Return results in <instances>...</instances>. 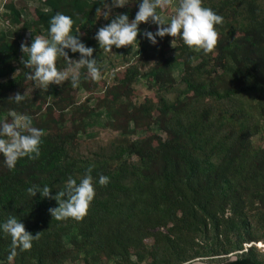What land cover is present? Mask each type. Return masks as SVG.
<instances>
[{"label":"trees","instance_id":"1","mask_svg":"<svg viewBox=\"0 0 264 264\" xmlns=\"http://www.w3.org/2000/svg\"><path fill=\"white\" fill-rule=\"evenodd\" d=\"M37 1L25 11L4 0L0 10V122L14 111L45 132L37 159L10 170L0 153V223L16 216L39 233L9 259L11 237L0 230V264H264V147L255 141L264 134V0H202L223 17L211 53L168 35L153 44L143 33L157 26L142 22L137 42L118 48L125 66L111 82L82 69L79 87L69 80L47 91L26 78L22 42L49 38L50 18L68 15L103 75L107 52L96 31L119 13L134 19L141 0L113 8L108 19L96 11L100 0ZM57 67L68 64L58 58ZM17 92L20 103L10 98ZM94 125L116 134L85 138ZM90 165L96 195L82 220L52 218L57 202L27 191L48 185L54 196Z\"/></svg>","mask_w":264,"mask_h":264},{"label":"clouds","instance_id":"2","mask_svg":"<svg viewBox=\"0 0 264 264\" xmlns=\"http://www.w3.org/2000/svg\"><path fill=\"white\" fill-rule=\"evenodd\" d=\"M102 8L97 12L108 19L113 8L124 7L129 0H100ZM175 7L174 14L169 20H165L159 10H167ZM103 9V10H102ZM151 23L157 26L155 33L145 30L143 35L155 44L156 37L168 35L180 38L189 48L200 50L205 54L211 53L217 46L219 33L217 25L223 23V17L212 8L203 6L202 0H142L138 4V10L134 19H129L126 13H119L110 19V22L101 26L95 33V39L99 47L105 52H112V47H127L137 42V35L141 23ZM73 19L63 13L57 12L49 20L48 37L35 36L31 44L24 42L20 50L24 54L20 62L29 71L26 78L36 85V88L47 91L50 85H61L71 81L74 88L81 82V70L87 69V77L92 81L102 79V73L96 58H93L94 49L86 46L78 34H72ZM79 53V59H71L68 51ZM27 57L26 59L24 57ZM58 58H63L68 67L59 70ZM16 103L25 99L24 93L19 92L10 96ZM11 120L0 122V153L3 154L4 163L8 169H14L18 160L27 157L37 159L40 156L43 129L33 126L32 118L28 115L17 114L12 111L9 114ZM94 165H90L80 178L79 183L71 176L68 177L63 188L54 196L50 195L51 188L48 185L42 188L33 185L27 189L33 197L37 192L42 197L54 199L57 207L49 208V213L56 220H82L88 213L91 202L96 192L91 172ZM99 184L106 186L109 177L99 176ZM0 230L11 237V252L9 259L17 254L16 250L27 251L32 248V242L38 239L39 233L33 235L25 229V226L16 216H9L0 223Z\"/></svg>","mask_w":264,"mask_h":264},{"label":"rangeland","instance_id":"3","mask_svg":"<svg viewBox=\"0 0 264 264\" xmlns=\"http://www.w3.org/2000/svg\"><path fill=\"white\" fill-rule=\"evenodd\" d=\"M15 3V5L18 8L21 9H25L32 11L34 6L36 4H38L37 0H11ZM4 2V0H0V10H1V5ZM142 2V0H141ZM177 4V2L174 0V5ZM175 12V7H169L166 11V13H162L160 14L166 21L170 19V17L174 14ZM0 26H2V22H0ZM28 35V34H27ZM133 53V50H132ZM106 54V68L107 71L102 75L103 80L106 81V83L111 82V73L116 71V70H122L124 68V60L122 59V55H121V51L118 48H115L112 50V52H107ZM131 57V56H130ZM134 87L141 91L143 95H146L147 91H146V86H145V82L143 80H138L134 83ZM33 88V86H30L28 89H26V92H30L31 89ZM86 97V92L84 90H79L78 91V99L81 101ZM9 118L11 119V116L9 115ZM102 120H104V116H100L99 121L102 122ZM116 134V132L110 131L109 129H106L105 127H101L100 125H94V127H91L90 129H88L86 131V133L84 134V137L87 139H101L106 140L111 138L112 136H114ZM140 134V133H139ZM259 145H261L262 147H264V134H262L261 137H257L255 140ZM251 245V244H250ZM264 243H262L261 245L258 246H262L263 247ZM262 251V248H261ZM264 252V250H263ZM194 262H202L201 260H195L189 264H192ZM68 264H72V263H68Z\"/></svg>","mask_w":264,"mask_h":264},{"label":"water","instance_id":"4","mask_svg":"<svg viewBox=\"0 0 264 264\" xmlns=\"http://www.w3.org/2000/svg\"><path fill=\"white\" fill-rule=\"evenodd\" d=\"M232 258H234V257H232ZM192 264H205V263H202V262H194Z\"/></svg>","mask_w":264,"mask_h":264},{"label":"built area","instance_id":"5","mask_svg":"<svg viewBox=\"0 0 264 264\" xmlns=\"http://www.w3.org/2000/svg\"><path fill=\"white\" fill-rule=\"evenodd\" d=\"M258 245H261V244H258ZM260 249L262 248V251L264 250V245L263 247L262 246H258Z\"/></svg>","mask_w":264,"mask_h":264}]
</instances>
